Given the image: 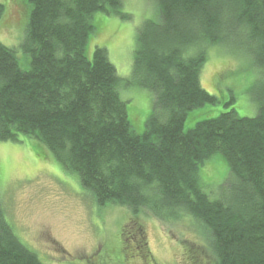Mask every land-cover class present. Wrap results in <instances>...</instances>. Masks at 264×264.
Wrapping results in <instances>:
<instances>
[{
  "label": "trees",
  "instance_id": "16d2710c",
  "mask_svg": "<svg viewBox=\"0 0 264 264\" xmlns=\"http://www.w3.org/2000/svg\"><path fill=\"white\" fill-rule=\"evenodd\" d=\"M20 1L29 62L0 41V142H34L100 208L192 219L217 264H264V0H152L157 17L137 31L126 85L105 48L87 51L96 16L132 20L124 0ZM4 13L0 4V21ZM221 46L259 75L252 118L238 115L234 96L201 86L208 51ZM123 86L152 94L139 130ZM215 162L226 167L216 189L206 176ZM133 230L136 250L148 253L143 228ZM127 245L117 252L126 257ZM0 264H44L1 202Z\"/></svg>",
  "mask_w": 264,
  "mask_h": 264
},
{
  "label": "rangeland",
  "instance_id": "374dc122",
  "mask_svg": "<svg viewBox=\"0 0 264 264\" xmlns=\"http://www.w3.org/2000/svg\"><path fill=\"white\" fill-rule=\"evenodd\" d=\"M0 4L5 6L0 41L15 48L27 65L28 55L21 51L27 9L20 0H0ZM123 11L132 16L131 21L96 16L87 51L92 58L96 47L105 48L126 85L132 75L137 31L144 20L157 15L152 0H124ZM253 69L245 55L224 46L213 47L203 67L201 86L213 96H234L238 115L252 118L257 114L252 88L259 81ZM121 89L139 130L152 111V94L139 87ZM21 141L0 142V202L17 236L44 264H217L192 219L164 223L145 214L137 220L128 209L100 208L76 175L66 173L48 152L49 159L43 160L34 142ZM225 174L222 162L206 168L215 189L221 187L224 178L220 177ZM141 227L148 253L136 250L133 240V228ZM123 243H128L126 257L117 252Z\"/></svg>",
  "mask_w": 264,
  "mask_h": 264
}]
</instances>
